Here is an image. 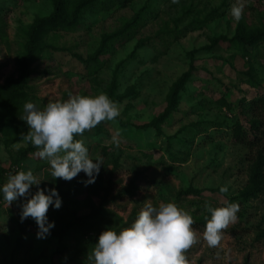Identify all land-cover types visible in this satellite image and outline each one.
<instances>
[{
	"label": "rangeland",
	"instance_id": "374dc122",
	"mask_svg": "<svg viewBox=\"0 0 264 264\" xmlns=\"http://www.w3.org/2000/svg\"><path fill=\"white\" fill-rule=\"evenodd\" d=\"M63 1L68 21L44 25L29 83L9 109L8 81L19 79L30 33L55 8L53 0H0V172L32 170L39 188H56L62 198L59 209L49 207L55 227L45 239L32 218L20 220L26 198L0 201V264H91L99 235L130 227L147 202L175 203L193 217L185 264H264V190L247 197L254 187L249 151L237 140L241 127L250 132L251 101L264 96V36L254 45L234 40L238 31L264 32V0ZM234 5L243 8L239 20ZM186 74L178 104L163 119ZM100 93L120 116L75 137L103 161L94 183L86 186L83 172L71 181L52 178L38 152L19 161L29 145L26 102L43 109ZM228 203L239 204L237 221L209 247L207 207ZM69 222L74 227L63 233Z\"/></svg>",
	"mask_w": 264,
	"mask_h": 264
},
{
	"label": "clouds",
	"instance_id": "9594fccd",
	"mask_svg": "<svg viewBox=\"0 0 264 264\" xmlns=\"http://www.w3.org/2000/svg\"><path fill=\"white\" fill-rule=\"evenodd\" d=\"M242 11V6L234 5L231 15L239 20ZM23 108L21 119L30 129L23 138L39 149L41 159L48 160L51 177L71 181L83 172L88 177L83 183L86 186L94 183L103 161L92 159L88 147L75 137L102 121L119 117L117 103L100 93L95 96L70 95L67 100L49 102L43 109L28 101ZM41 180L32 170L18 171L0 186V194L8 206L26 198L20 220L23 223L32 218L38 226L37 238L45 239L55 227V222L49 221L47 215L49 207L59 209L62 198L56 188H39ZM32 186L38 187L34 194ZM228 191L226 185L220 188L221 193ZM207 211L210 218L203 239L209 247L215 248L221 243L223 231L237 221L240 206L238 203L218 208L208 206ZM193 224V217L175 203L153 205L147 202L130 227L121 231L104 230L88 259L91 264H185L184 253L195 242Z\"/></svg>",
	"mask_w": 264,
	"mask_h": 264
},
{
	"label": "trees",
	"instance_id": "16d2710c",
	"mask_svg": "<svg viewBox=\"0 0 264 264\" xmlns=\"http://www.w3.org/2000/svg\"><path fill=\"white\" fill-rule=\"evenodd\" d=\"M53 3L55 8L53 15L49 18L41 19L34 26L32 32L29 35V40L26 43V53L20 60L19 79L16 80L14 78H10V80L8 81V87L12 88L11 96L9 95L8 100L9 109H14L15 103H17V99L20 97L21 90H23L25 85L29 83V77L31 75L30 65L40 49V46H38V41L39 39H41L40 32L42 31V29L46 25L48 26L51 24L64 23L68 21L69 17L67 15V12L69 11V9L68 6L64 4V1L53 0ZM89 3L90 2L86 1L84 2V4L79 6L80 8L77 10V14H80L81 11L89 5ZM263 36V31H254L247 35H244L241 31H238L234 40L238 41L240 44L254 45ZM220 39L221 38H216L214 39V42L218 43ZM188 79L189 75L186 74L177 82L174 94L172 96V104L162 115L163 119L166 118L178 104V96L181 90L186 86ZM18 83L21 85L18 86ZM248 110L252 117L250 121V132L243 130L241 127V130L237 135V140L242 146L248 148L249 151L246 160L249 161L250 170L253 174L252 178L254 187L248 191L247 197L251 198L258 196L260 192L264 190V96L252 100ZM36 152H39V149H37L29 142L28 147L20 152L19 161L24 160L28 156V154ZM13 173L16 172H13L11 169L2 168L0 172V179L3 180L7 174L13 175ZM125 195L127 194L122 193L120 194V197H124ZM1 200H3L2 194H0V201ZM74 225L75 223L73 222L67 223L64 226L63 233L69 232L74 227Z\"/></svg>",
	"mask_w": 264,
	"mask_h": 264
}]
</instances>
